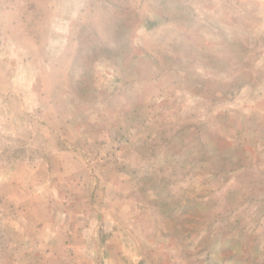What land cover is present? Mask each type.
<instances>
[{
  "label": "rangeland",
  "instance_id": "1",
  "mask_svg": "<svg viewBox=\"0 0 264 264\" xmlns=\"http://www.w3.org/2000/svg\"><path fill=\"white\" fill-rule=\"evenodd\" d=\"M0 264H264V0H0Z\"/></svg>",
  "mask_w": 264,
  "mask_h": 264
},
{
  "label": "crops",
  "instance_id": "2",
  "mask_svg": "<svg viewBox=\"0 0 264 264\" xmlns=\"http://www.w3.org/2000/svg\"><path fill=\"white\" fill-rule=\"evenodd\" d=\"M61 226H64L65 227V225H59V224L54 225V227H57V228H55V229L52 230V234L51 235L53 237H52V240H51V245H55L56 246L57 244H61V243L65 245V241L62 242V239H60V237H58V236L55 237V234H54L57 231H60V232L61 231H64L63 228H60ZM49 231H51V228L50 227H49ZM73 239L77 240L76 234H75V237ZM79 239H80V243H81L80 245L81 246H83V244H86V243H83L84 241H83V239L81 237H79ZM87 240L89 241V239H87ZM75 246H78V244H75ZM93 247H94V245L92 246V248ZM50 255L53 256L54 255V251H50ZM98 255H99V252H98Z\"/></svg>",
  "mask_w": 264,
  "mask_h": 264
},
{
  "label": "trees",
  "instance_id": "3",
  "mask_svg": "<svg viewBox=\"0 0 264 264\" xmlns=\"http://www.w3.org/2000/svg\"><path fill=\"white\" fill-rule=\"evenodd\" d=\"M151 24H153V23H151Z\"/></svg>",
  "mask_w": 264,
  "mask_h": 264
}]
</instances>
